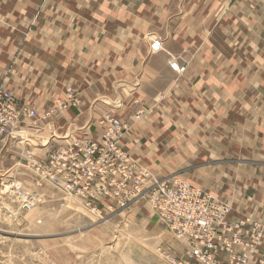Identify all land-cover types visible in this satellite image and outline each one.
I'll return each instance as SVG.
<instances>
[{
	"label": "crops",
	"instance_id": "obj_1",
	"mask_svg": "<svg viewBox=\"0 0 264 264\" xmlns=\"http://www.w3.org/2000/svg\"><path fill=\"white\" fill-rule=\"evenodd\" d=\"M153 40L163 52H150ZM169 56L187 63L182 76L170 70ZM0 87L38 111L71 88L81 106L54 130L82 140L98 138L94 121L104 112L128 119L143 109L121 143L132 159L229 198L233 219L257 217L264 226V166L229 176L209 162L219 149L243 147L238 129L253 143L255 132L264 135V0H5ZM245 96L254 97L250 110L238 102ZM233 109L257 119L232 122ZM35 144L45 143L29 141L33 151ZM11 148L17 156L22 150L8 143L9 165Z\"/></svg>",
	"mask_w": 264,
	"mask_h": 264
},
{
	"label": "rangeland",
	"instance_id": "obj_2",
	"mask_svg": "<svg viewBox=\"0 0 264 264\" xmlns=\"http://www.w3.org/2000/svg\"><path fill=\"white\" fill-rule=\"evenodd\" d=\"M4 2L5 0H0V5ZM149 49L155 54L164 51L159 40L150 42ZM167 65L174 74L179 76L187 70V63L179 64L170 56ZM0 88L6 90L4 87ZM249 89L251 90V85ZM7 90L17 99L11 90ZM253 99V96L249 99L245 96L238 102H247L248 105L245 104L244 108L250 110L249 104L254 102ZM18 102L26 105L20 100ZM134 102L136 105V101ZM79 106H81L79 96L69 87L65 89L62 97L51 98L48 106L42 111L28 106L34 111L35 120L33 121H37L36 124L40 129L36 125V132H30L32 122H24L21 129L12 134L13 138L9 141L11 147L17 142L21 145L22 152L23 149L30 148L29 141L45 143L42 147L40 144L37 146L38 143H36L34 148L36 156L42 158L48 152H54L73 141H98L99 135H102L101 131L100 133L97 131L100 117L94 121L96 126L93 128L97 131L98 138L92 139L89 136L82 140L71 136L70 133L58 135L54 130L58 129L55 126L56 123L63 119L69 109ZM242 111L243 113L236 114L233 109V112L229 114L232 122H235L236 118L249 125L256 121L257 118L251 113ZM110 114L127 124L128 130L124 139L141 121L145 112L143 109L132 112L128 119H121L115 114ZM238 131L242 135L240 138L243 141V147L235 150L229 146L228 151L219 149L216 152L218 157L211 158L209 161L211 166H214L216 162L215 169L225 171L229 176L233 175L236 169L244 168V173L247 174L253 165L264 166V150L262 149L264 135L261 132H255V143H253V140L247 141L245 134H242V129ZM53 139L55 142L51 143ZM122 140L119 146L123 152H126L122 148ZM17 150L20 149H9L7 154L10 159L18 157ZM11 162L9 165L4 161L3 168H11L7 176L20 184L21 190L18 196L6 187H3L0 192V264H166L162 251L171 253L175 259L182 257L179 244L158 223L145 198L113 211L98 207L99 213H92L80 207L76 201L65 196L52 184L44 183L36 175H29L26 168L13 169L14 161ZM196 162L207 163L208 161L203 159ZM150 172L158 179L186 180L185 176L179 174L162 177ZM36 182L42 183L35 185ZM26 196L33 200L29 208H23L19 201ZM221 198L229 201L227 197ZM255 219L262 222L257 217Z\"/></svg>",
	"mask_w": 264,
	"mask_h": 264
},
{
	"label": "built area",
	"instance_id": "obj_3",
	"mask_svg": "<svg viewBox=\"0 0 264 264\" xmlns=\"http://www.w3.org/2000/svg\"><path fill=\"white\" fill-rule=\"evenodd\" d=\"M33 120V110L0 88V192L6 187L20 195L21 185L7 176L11 168H3L5 149L12 134ZM98 127L102 132L98 141H73L42 158L25 148L13 169L26 168L29 175L52 184L96 214L98 207L113 211L145 198L153 216L182 251L178 259L162 251L166 264H264L261 222L247 216L233 219L229 201L184 179H158L120 149L128 126L110 113L100 117ZM19 201L29 208L33 200L26 196Z\"/></svg>",
	"mask_w": 264,
	"mask_h": 264
},
{
	"label": "bare ground",
	"instance_id": "obj_4",
	"mask_svg": "<svg viewBox=\"0 0 264 264\" xmlns=\"http://www.w3.org/2000/svg\"><path fill=\"white\" fill-rule=\"evenodd\" d=\"M28 207V206H27ZM29 207H31V206H29Z\"/></svg>",
	"mask_w": 264,
	"mask_h": 264
}]
</instances>
